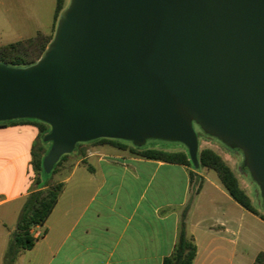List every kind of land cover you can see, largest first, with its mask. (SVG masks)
<instances>
[{"label":"water","instance_id":"95a60500","mask_svg":"<svg viewBox=\"0 0 264 264\" xmlns=\"http://www.w3.org/2000/svg\"><path fill=\"white\" fill-rule=\"evenodd\" d=\"M47 124L50 173L78 143L230 149L264 204V0H69L37 62H0V122Z\"/></svg>","mask_w":264,"mask_h":264},{"label":"crops","instance_id":"0c3cea01","mask_svg":"<svg viewBox=\"0 0 264 264\" xmlns=\"http://www.w3.org/2000/svg\"><path fill=\"white\" fill-rule=\"evenodd\" d=\"M41 25L40 0H0V47L43 33ZM35 148H48L37 123L0 124V264L28 197L41 189ZM85 160L60 181L53 211L31 230L35 245L15 264H163L187 207L193 264H254L264 253V213L238 204L210 170L115 148L93 149Z\"/></svg>","mask_w":264,"mask_h":264},{"label":"trees","instance_id":"16d2710c","mask_svg":"<svg viewBox=\"0 0 264 264\" xmlns=\"http://www.w3.org/2000/svg\"><path fill=\"white\" fill-rule=\"evenodd\" d=\"M65 5L66 0H56L53 24L54 28L57 26L59 16L66 7ZM53 38L54 36L40 32L29 39L1 46L0 62L13 67L34 64L43 55L48 45L52 42ZM19 120H28L37 123L41 133V140L43 141L45 135H47L50 131V127L47 124L34 119H17L0 122V124ZM194 127H198L197 129L195 128L198 139H200V133L207 137H211L205 134L198 125L194 124ZM92 142L109 144L120 150H128V146L125 144L126 141L123 140L100 138ZM79 145H81V143H78L76 147ZM50 147L48 150H46V152H42V149L38 151L37 148L33 150L32 167L37 173L36 183L41 187V189L30 194L21 211L16 229L9 238L8 246L4 255V264H15L19 254L33 248L36 238L31 233L32 228L45 223L63 191V183L48 181L47 179L49 178V173H46L43 168V159L49 152ZM234 150L240 151L238 149ZM130 153L145 159L196 168L191 162L188 149H186V151L171 152L157 148H146L145 146H134L130 149ZM65 156L68 155L62 156L61 159ZM198 161L199 167L196 169L205 168L214 171L222 186L228 191L231 197L238 204L255 214H259V211L253 205L250 196L240 186L235 173L220 154L211 148H199ZM57 164H59V162ZM193 177L194 175L191 173V178ZM43 179H46V181ZM198 181L201 180L199 179ZM187 212L188 207L185 208L182 214L180 232L174 250L171 255L164 259L163 264L194 263L197 254V246L195 244L194 238L187 232ZM262 217L264 218V215H262ZM254 264H264V253H261L257 256Z\"/></svg>","mask_w":264,"mask_h":264},{"label":"rangeland","instance_id":"374dc122","mask_svg":"<svg viewBox=\"0 0 264 264\" xmlns=\"http://www.w3.org/2000/svg\"><path fill=\"white\" fill-rule=\"evenodd\" d=\"M69 0H66V5ZM65 5V6H66ZM56 8V0H40V11H41V31L46 33L47 35L54 36L55 30L54 24V13ZM196 129L198 127H195ZM199 148H211L220 154L223 159L227 162V164L231 167L233 172L235 173L240 186L248 193L250 196L253 205L256 209L260 210V212L264 213V204L261 196V191L259 186L253 180L249 170L244 166V155L241 151H236L234 149H230L225 144H223L220 140L212 137H207L202 133L199 134ZM125 144L128 146V150L133 148L135 145L132 142L126 141ZM51 143L46 142V146L49 148ZM146 148H157L163 149L171 152L178 151H186L185 145L178 142H166L161 140H148L144 145ZM142 146V147H144ZM115 148L109 144H101L97 142H84L81 143L75 150L67 154L68 156L63 157L59 160V164L55 165L52 171L49 173V178L47 179L50 182H60L68 177L76 163L80 161V164L85 165L86 160L85 157L88 155L89 151L96 148ZM47 148V150H48ZM64 156V155H63ZM34 173L37 175L33 168ZM79 173V172H78ZM210 173L215 175V172L210 170ZM46 181V179H43Z\"/></svg>","mask_w":264,"mask_h":264}]
</instances>
